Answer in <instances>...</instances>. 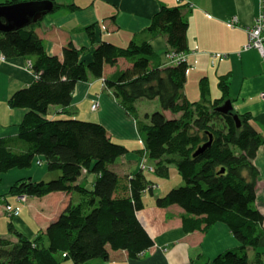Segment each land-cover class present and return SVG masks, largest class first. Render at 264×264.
<instances>
[{
	"label": "trees",
	"instance_id": "obj_1",
	"mask_svg": "<svg viewBox=\"0 0 264 264\" xmlns=\"http://www.w3.org/2000/svg\"><path fill=\"white\" fill-rule=\"evenodd\" d=\"M20 1L23 0L0 3ZM52 1L57 8V0ZM182 7L160 5L147 28L166 37V61L170 50L186 52L188 48V22ZM38 23L0 31V54L7 58L27 57L36 75L31 84L13 91L8 98L11 108L22 107L26 112L15 137H0V172L28 168L41 156L46 169L58 170L59 175L49 180L20 178L9 193L41 197L66 191L76 193L78 201H71L34 237L10 228L9 223L16 240L0 235V264H58L66 259L84 264L95 258L107 259L110 250H125L128 257L138 258L154 244L136 216L146 205L144 193L152 182L142 168L125 178L110 168L128 148L114 141L99 121L47 116L52 105L62 107L68 115L66 108L71 104L76 83L89 77L101 78L104 65H114L119 58H125L131 66L118 71L115 78H106L105 86L138 123L144 144L140 151L153 161L152 171L169 177L170 166L175 165L183 180L165 193L151 194L155 205L180 206L186 233L205 232L214 223L223 222L239 241L237 247L213 258L199 254L194 260L197 263L191 264H248V248H257L264 233L263 215L255 206L259 171L253 164L264 138L252 123L251 114L218 110L229 99L228 76L218 78L221 96L217 98H210L209 81L202 77L201 99L190 101L184 90L187 62L170 64L161 60L150 41L132 39L127 46H118L102 40L90 60H83L81 48L69 42L60 57L46 51L35 30ZM85 29L90 40H94L93 24ZM141 98H157L171 116L154 111L145 114L147 123L138 120L137 102ZM210 136V146L193 155ZM83 173L94 175L91 186L78 182Z\"/></svg>",
	"mask_w": 264,
	"mask_h": 264
},
{
	"label": "crops",
	"instance_id": "obj_2",
	"mask_svg": "<svg viewBox=\"0 0 264 264\" xmlns=\"http://www.w3.org/2000/svg\"><path fill=\"white\" fill-rule=\"evenodd\" d=\"M57 3L58 7L44 15L35 30L43 39L49 54L61 57L63 47L72 42L77 48H81L80 57L83 60L91 59L92 51L99 41L105 40L118 46H127L134 39L150 41L157 56L166 61L163 56L168 50L166 37L151 33L147 28L152 15L160 5H183L182 14L188 22L186 33L188 48L185 52L188 71L184 86L186 97L190 101L200 100L199 81L202 77H207L210 98H217L221 96L218 78L221 75L228 76L230 89L228 98L232 101L234 110L239 114H251L252 123L264 138V100L259 96L260 91L264 90L263 62L256 49L244 48L248 41L247 28L253 24L259 10V0H182V2L176 0H57ZM232 16L238 18L237 27H231L226 23ZM92 24L94 40H90L85 29ZM214 53L223 55L214 56L212 55ZM130 66L131 63L125 58H119L114 65L105 64L101 78L89 77L88 80L76 83L71 104L66 108L69 111L68 115L64 114L62 107L58 105L50 106L47 113L50 118L65 115L79 119L89 118L104 124L112 138L114 136L117 137L116 139L119 138L128 148L126 154L110 165V168L122 178L139 171L140 161L153 165V161L140 151L144 144L138 123L119 105L111 89L104 83L106 78H115L118 71ZM35 78V73L28 66L27 57L0 59V137L17 135L18 125L26 109L11 108L8 98L13 91L28 86ZM95 102L98 105L92 109V104ZM166 112L164 111L165 114ZM144 119L143 122L147 123L148 119L145 115ZM38 160L42 163H37ZM43 162V158L38 156L36 163L34 162L28 168H12L6 172H0L1 236L8 237L12 241L16 240L14 233L8 227L11 223L10 228L34 237L44 231L71 201H78L76 193L66 191H54L41 197L26 196L24 201L18 200V195L9 193L11 186L20 178L49 180L59 175V172L55 171L53 176L52 171L42 166ZM35 164L42 168L35 167ZM253 164L259 171L255 206L263 215L264 227V142L258 148ZM145 170L148 171L145 175L147 179L154 182L151 174L155 173ZM93 180V174L83 173L78 182L82 184L86 182L87 186L91 183V186ZM182 182V178L175 176V181L170 183L168 189ZM163 186L158 185L156 189L161 190ZM154 190L144 193L146 205L136 213L138 220L154 240V244L138 258L128 257L125 250H110L107 259L95 258L84 264H191L197 263L194 260L199 254L206 258H213L239 245L237 238L223 222L214 223L205 232L201 230L184 232L181 222L183 209L176 204L167 207L155 205L151 194L159 193L155 194ZM148 193L151 197L147 196ZM8 206L19 207L18 215L10 214ZM2 225L5 226L6 232ZM247 252L249 261L253 258L252 264H264V233L259 239L257 248L250 247ZM58 264L75 263L66 259Z\"/></svg>",
	"mask_w": 264,
	"mask_h": 264
},
{
	"label": "water",
	"instance_id": "obj_3",
	"mask_svg": "<svg viewBox=\"0 0 264 264\" xmlns=\"http://www.w3.org/2000/svg\"><path fill=\"white\" fill-rule=\"evenodd\" d=\"M54 10V2L52 0H23L10 4H0V31L8 32L18 29L42 19L44 15ZM2 18L4 20H2ZM232 101L226 99L225 102L218 107L221 113L232 112ZM237 126H240L238 114L234 115ZM212 137L201 144L193 155L202 153L210 146Z\"/></svg>",
	"mask_w": 264,
	"mask_h": 264
},
{
	"label": "built area",
	"instance_id": "obj_4",
	"mask_svg": "<svg viewBox=\"0 0 264 264\" xmlns=\"http://www.w3.org/2000/svg\"><path fill=\"white\" fill-rule=\"evenodd\" d=\"M181 2L182 0H176ZM238 22L236 16H232L227 20L228 25H234ZM248 30V42L244 46L246 48H255L260 54L261 58L264 60V0H259V10L254 18L253 24L247 29ZM5 56L0 54V59H4ZM168 63L177 64L180 62H186V53L185 52H173L170 51L167 54ZM32 61L28 60V66L31 68ZM260 97L264 100V92L260 94ZM98 103L95 102L92 104V109L97 107ZM37 163L41 164V161L38 160ZM140 168L153 170V166L147 165L145 161L140 162ZM26 198L25 195H18L17 199L24 201ZM9 213L12 215H18L19 207L11 208L8 206Z\"/></svg>",
	"mask_w": 264,
	"mask_h": 264
},
{
	"label": "rangeland",
	"instance_id": "obj_5",
	"mask_svg": "<svg viewBox=\"0 0 264 264\" xmlns=\"http://www.w3.org/2000/svg\"><path fill=\"white\" fill-rule=\"evenodd\" d=\"M1 1H5V0H0V2ZM237 17V16H236ZM231 27H237L238 26V22L236 23V24H234V25H230ZM249 28V27H248ZM247 28V29H248ZM247 34H248V30H247ZM248 42V41H247ZM247 44V43H246ZM245 44V45H246ZM245 49H248V48H246V47H244ZM252 49H255V48H253L252 47ZM212 55H214V56H217V55H223V54H217V53H214V54H212ZM260 55V54H259ZM262 62H263V72H264V60L262 59ZM262 92H264V90H262V91H260V93H259V96H260V94L262 93ZM56 106V105H55ZM137 111H138V116H139V120H141V121H145V119H144V115H145V113H152V112H154V111H161V112H164V110L161 108V106H160V103H159V101H158V99L157 98H154V99H146V98H141V99H139L138 100V102H137ZM166 112V111H165ZM166 115L169 117V116H171V113H170V111H167L166 112ZM84 117V116H83ZM85 119H88L89 120V118H85ZM95 121V120H94ZM115 137V136H114ZM112 138L114 141H116V142H119V143H123L121 140H119V138L118 139H116L117 137H115V138ZM134 142H137V140H134ZM139 145L141 146V144L139 143ZM35 163H36V161H34ZM146 164L147 165H151L152 166V164H149V163H147L146 162ZM42 166H44L45 167V164L43 163L42 164ZM42 166H39V165H37V164H35V167H41L42 168ZM55 171H57V172H59L60 173V171H58V170H55ZM55 171H52V175L54 176V172ZM146 172H148L147 170H145L144 169V173H145V175H146ZM148 174V173H147ZM151 174V173H150ZM176 174H178V175H176ZM151 176H153V178H154V182H157V184L160 186V185H164L163 186V188H161V190L160 189H156L157 187H151L150 189H148V190H153V189H155L154 190V193L156 194V193H165L166 191H168L169 189H168V187H170V183H173L174 181H175V176H179L180 178H181V176H180V174L178 173V171H177V169H176V167H175V165H171L170 166V173H169V177H162V176H158V175H156V174H151ZM51 179V178H50ZM91 184V183H90ZM90 184H89V186H90ZM166 184H167V187H166ZM83 185H87V183L86 182H84L83 183ZM169 185V186H168ZM171 185H173V184H171ZM173 187H175V186H173ZM168 189V190H167ZM146 196V195H145ZM147 196L148 197H151L150 196V194L148 193L147 194ZM165 207H167V206H165ZM6 226H7V224H6ZM2 227H3V229L5 230V232H6V228H5V226L4 225H2ZM250 264H252V262H253V258H251L250 259Z\"/></svg>",
	"mask_w": 264,
	"mask_h": 264
},
{
	"label": "bare ground",
	"instance_id": "obj_6",
	"mask_svg": "<svg viewBox=\"0 0 264 264\" xmlns=\"http://www.w3.org/2000/svg\"><path fill=\"white\" fill-rule=\"evenodd\" d=\"M1 2H4V1H1ZM0 4H1V3H0ZM170 51L176 52V51H174V50H170ZM176 53H177V52H176ZM28 60H29V59H27V63H28ZM151 187H158V184L152 182V183L148 186V188L150 189Z\"/></svg>",
	"mask_w": 264,
	"mask_h": 264
}]
</instances>
